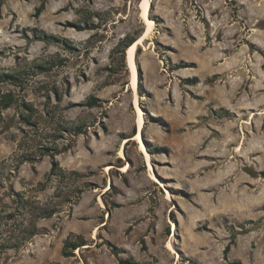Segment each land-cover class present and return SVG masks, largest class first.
Wrapping results in <instances>:
<instances>
[{
    "label": "rangeland",
    "instance_id": "1",
    "mask_svg": "<svg viewBox=\"0 0 264 264\" xmlns=\"http://www.w3.org/2000/svg\"><path fill=\"white\" fill-rule=\"evenodd\" d=\"M142 1L0 0V264H264V0H149L134 91Z\"/></svg>",
    "mask_w": 264,
    "mask_h": 264
},
{
    "label": "bare ground",
    "instance_id": "2",
    "mask_svg": "<svg viewBox=\"0 0 264 264\" xmlns=\"http://www.w3.org/2000/svg\"><path fill=\"white\" fill-rule=\"evenodd\" d=\"M149 6V0H143L141 3V16L146 22V29L132 44H130L125 51V57L128 69L130 71V86L135 91L137 87V71L134 63L135 49L138 44L146 37L152 29V22L146 17Z\"/></svg>",
    "mask_w": 264,
    "mask_h": 264
},
{
    "label": "trees",
    "instance_id": "3",
    "mask_svg": "<svg viewBox=\"0 0 264 264\" xmlns=\"http://www.w3.org/2000/svg\"><path fill=\"white\" fill-rule=\"evenodd\" d=\"M135 40L133 38H129L128 36H125L120 42H119V46H121L122 48V51H124L132 42H134ZM13 75L11 74H8V73H1L0 74V81L1 80H7L8 78L12 77ZM14 95L10 92V91H7V92H3L1 95H0V122L2 121V118H1V110L2 109H5L7 107L10 106V104L14 101ZM89 104H93V101H88ZM19 202V201H18ZM26 201H20V204L21 205H25ZM23 205V206H24ZM30 210H33V209H30ZM72 246L76 243L72 242L70 243L68 240H66L65 242V247L67 246ZM227 249V248H226ZM225 249V250H226ZM130 264H134V263H130Z\"/></svg>",
    "mask_w": 264,
    "mask_h": 264
},
{
    "label": "water",
    "instance_id": "4",
    "mask_svg": "<svg viewBox=\"0 0 264 264\" xmlns=\"http://www.w3.org/2000/svg\"><path fill=\"white\" fill-rule=\"evenodd\" d=\"M132 44V43H131ZM131 81V80H130Z\"/></svg>",
    "mask_w": 264,
    "mask_h": 264
}]
</instances>
